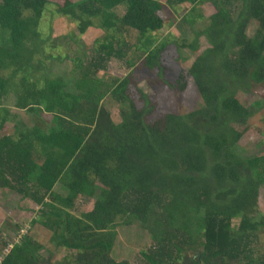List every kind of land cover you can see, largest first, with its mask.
Wrapping results in <instances>:
<instances>
[{
	"label": "trees",
	"instance_id": "16d2710c",
	"mask_svg": "<svg viewBox=\"0 0 264 264\" xmlns=\"http://www.w3.org/2000/svg\"><path fill=\"white\" fill-rule=\"evenodd\" d=\"M204 3L213 12L194 30L208 46L186 72L197 98L191 110L181 101L187 88L181 75L178 85L168 80V88L181 96L165 101L162 113L132 86L133 73L98 77L113 59L130 69L141 63L162 76L167 40L156 41L165 27L160 12L167 4L186 7L181 21L194 24ZM232 4L0 0V189L42 207L31 226L77 252L73 260H53L25 233L0 264H129L116 261L112 252L117 229L132 224L151 239L139 264H264V215L257 204L264 154L248 156L238 146L249 127L264 122L258 109L239 99L256 86L264 90V0H240L237 11ZM51 7L80 35L89 29L104 33L93 55L73 58L71 82L41 73L44 59L53 57L40 29ZM253 23L256 30L247 36ZM108 97L119 106L120 123L102 104ZM44 114L51 115L50 123ZM26 115L38 122L23 125ZM8 124L12 133L5 132ZM80 196L94 199L88 222L68 221L63 209Z\"/></svg>",
	"mask_w": 264,
	"mask_h": 264
},
{
	"label": "rangeland",
	"instance_id": "374dc122",
	"mask_svg": "<svg viewBox=\"0 0 264 264\" xmlns=\"http://www.w3.org/2000/svg\"><path fill=\"white\" fill-rule=\"evenodd\" d=\"M50 1L52 3L63 4L66 0ZM161 1L163 3L166 2V0ZM232 5L233 10L237 11L240 6V0H233ZM198 10L201 12L202 18L196 19L194 24L181 21V16L187 11L186 7H172L167 4V7L160 12V16L165 20V27L156 33V41L159 43L162 40H167L166 49L163 50L165 73L162 76L159 75L158 69L142 67L141 63L134 69H130L126 66L124 60L113 59L109 62L105 71L99 72L98 77L109 80L111 78H124L133 73L132 78L134 82L132 86L136 88L135 90L148 96L150 102L156 105L158 112L162 113L170 99L177 101L181 96L179 93L169 89L167 85L168 80L170 83L178 85L180 83L178 82V78L181 75V82L186 81L187 86L185 93L181 97V101L186 110H191L195 106L197 98L193 93L194 86L186 72L196 55L208 46L206 38L204 36H197L195 32L207 24L208 20L206 18L213 12V8L210 4L204 3ZM40 29L47 40L45 44L47 46V53L53 55V57L48 56L44 59L41 73L49 76H63L67 82H71L74 77L72 75L74 69L73 58L76 55L82 56L84 52L88 53V55H93L92 48L96 40L102 38L104 35L103 31L99 29H89L86 34L80 35L77 32L75 24L54 14L53 7L46 12ZM195 29L197 30L194 31ZM255 30L256 24L253 23L246 31L247 36H252ZM72 38H74V41ZM132 38H136L134 33L132 34ZM184 41L186 45L178 50L176 46L178 44L181 45ZM130 42L133 43L135 41ZM190 44H194L197 50L192 51L188 46ZM52 45L55 47H52ZM134 50L136 51L133 48L131 53ZM139 95L135 94L134 97L139 99ZM239 99L247 107L253 106L258 109L259 118L264 121L263 87L256 86L249 94L240 95ZM103 103L110 111L113 121L120 123L119 106L114 100L108 97L103 100ZM254 103L256 104L254 105ZM19 114L24 116L22 112ZM43 118L50 123L51 115L44 114ZM25 121L23 125L27 124L29 126L38 122V120H35L34 115H26ZM12 128L13 124H8L5 132L12 133ZM238 146L248 156L263 155L264 122L255 125V127H249L241 136ZM93 187H95V191L98 193L102 188L101 184L97 181ZM50 202L55 203L56 200H51ZM257 204L259 210L264 215V185L259 190ZM93 205L94 199L86 201L80 196L74 201V204L62 209L68 215V221L74 219L79 222H88L86 215L93 209ZM41 208L31 199H21L17 193L8 189H0V261L12 247V244L16 241L18 242L25 233H28L29 237L41 243L42 249H40V253L45 257L52 258L53 260L74 259L77 254L75 250L58 246L55 242L49 240V234L42 231V228L31 226V220L42 210ZM117 231L118 235L112 257L116 261L126 260L129 264H139L138 256L142 250L147 249L151 245V239L136 224L128 227L120 226ZM262 232L264 233V229ZM95 236L99 237V235ZM263 238L264 235L261 239ZM5 242H9V244L5 246Z\"/></svg>",
	"mask_w": 264,
	"mask_h": 264
}]
</instances>
